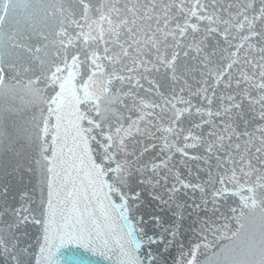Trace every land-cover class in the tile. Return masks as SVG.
Instances as JSON below:
<instances>
[{"label": "water", "instance_id": "obj_1", "mask_svg": "<svg viewBox=\"0 0 264 264\" xmlns=\"http://www.w3.org/2000/svg\"><path fill=\"white\" fill-rule=\"evenodd\" d=\"M0 264H264V0H0Z\"/></svg>", "mask_w": 264, "mask_h": 264}]
</instances>
